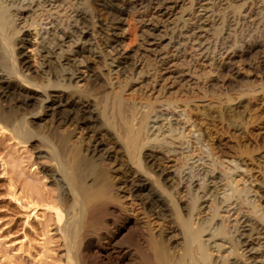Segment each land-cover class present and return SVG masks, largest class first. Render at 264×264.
Instances as JSON below:
<instances>
[{"label": "bare ground", "instance_id": "bare-ground-1", "mask_svg": "<svg viewBox=\"0 0 264 264\" xmlns=\"http://www.w3.org/2000/svg\"><path fill=\"white\" fill-rule=\"evenodd\" d=\"M115 1L102 6L110 9ZM223 1L226 7L216 12L214 5ZM177 2L142 0L137 23L147 47L136 53L129 71L119 69L116 83H107L98 72L103 54L84 30L89 25L86 0H0V130L20 144L43 149L40 154L51 164L41 170L57 191L52 207L57 223L64 218L57 232L65 264H264L262 190L253 189L243 162L223 160L213 150L206 140L210 134L190 122L188 113L190 104L197 109L200 103L204 119L246 130L242 104L226 105L263 94L264 85L259 83L257 91L255 84L234 81L226 86L230 94L198 87L175 99L185 72L201 78L192 70V58L213 61L264 49V0H187L170 19ZM28 29L39 40L36 73L20 57L27 42L21 35ZM109 60L110 67L118 62ZM163 71L172 75L168 86L158 85L159 78H169H162ZM126 92L132 98H125ZM236 151L238 157L253 159L239 144ZM170 158L177 159L167 167ZM261 164L264 168V160ZM261 174L264 183L262 167ZM121 182L140 202L146 220L113 246L125 251L114 262L103 263L96 255L89 259L83 240L87 250L102 246V240H107L102 247H110L125 220L120 212L116 223L107 220L110 204L123 207ZM150 217L173 225L177 248L152 233Z\"/></svg>", "mask_w": 264, "mask_h": 264}, {"label": "rangeland", "instance_id": "rangeland-1", "mask_svg": "<svg viewBox=\"0 0 264 264\" xmlns=\"http://www.w3.org/2000/svg\"><path fill=\"white\" fill-rule=\"evenodd\" d=\"M177 1L176 5H173L175 8L170 19L181 13L187 5V0H182V3L181 0ZM86 2L88 4H86L88 6L87 18H89L86 24L89 23V25L84 30L88 34H93L92 38L88 37V39L103 54L104 58L98 72H100L103 79L108 78L106 79L107 83L109 80L116 83V79L113 77L119 69L129 71L128 68L134 61L136 53L142 52L147 47L142 43L139 36L142 28L137 23L139 16L136 9L138 5L140 6L142 0H118L115 1V6L110 9L103 8L105 0H86ZM224 2L220 6L214 5L213 9L220 13L226 7ZM203 4L205 5L207 2H203ZM248 5L250 4L248 3ZM187 13L190 14V12ZM24 34L21 36L27 42L21 48L20 57L26 61L31 72L36 73L38 62L36 50L39 40L32 29H28ZM112 38L115 42L108 43ZM110 57L118 59V62L112 63L111 67L107 66ZM95 62L96 59H93L89 61V64L95 65ZM190 64H192V70L195 74H201V78L197 79L195 75H193L194 77H187L190 73L185 72L183 81H180L182 78L178 79L180 82L177 83L179 94H176L175 99H183L182 95H186L184 93H195L198 87L210 91L214 90L217 94H230L233 90L226 86L234 84V81L255 84L254 87L257 91H259L261 83V85H264V49L258 47L250 48L249 52H245V50L244 52L238 51L236 55L223 54L221 57L215 56L213 61L201 57L192 58ZM171 69L174 70L173 67ZM84 75H87V73H84ZM161 76L164 79L169 78L166 80L159 78L157 80L158 85H170L172 75L168 74L167 71H163ZM130 95L129 92H126L124 97L129 98ZM163 95H165L164 97H170L166 92ZM154 96L155 94H152L151 97ZM251 97L243 96L231 102L230 105H226L229 106L226 107L228 109L233 108L236 104L237 106L242 104L243 108L240 110L245 109L244 116L247 122V131L245 129L236 130L232 126L223 128L224 126L221 127V123L217 122L218 119L214 121L204 119L200 114V103L197 104L199 105L197 109L193 107V104H190L188 109L190 112L188 113L191 118L190 122L194 121L204 134L207 132L210 134L211 139L207 135L206 140L223 160L230 157L237 160V162L246 164L241 165L248 170L246 176L252 182L253 189L259 192L262 190L264 195V183H262L261 176V167L262 171L264 170L261 164V161L264 160V93L261 94L259 91L255 94V98ZM135 98L139 101V97L136 96ZM151 101H153V98H151ZM207 101L208 99L203 104H207ZM179 106L177 112L182 109V105L179 104ZM216 110L218 111L217 108ZM47 121L50 124V120L47 119ZM185 128L186 132L190 130L188 125ZM215 129L218 131L217 134L214 132ZM50 131H53V129H49L48 132ZM83 134L86 137L91 136L90 132L84 131ZM238 144L251 153L250 155L253 157V159H250L251 161L248 157L241 158L237 156L236 147ZM34 149L31 145L18 143L7 131L0 130V264H65L64 247L57 232V226L63 224L64 218L60 223H57L55 210L52 208L57 204V191L52 181L41 170V167H51V164L43 153L40 154L43 149ZM158 157L162 156L158 155ZM176 159L170 158L166 166L170 167L175 164ZM159 167L162 166L159 165ZM237 179L239 177H236ZM126 184L124 182L119 184L124 192L120 195L124 194L121 200L123 207H126V209L122 206L110 204V214L107 216L109 223H116V214L120 212L125 216V220L122 221L120 230L116 231L109 240L110 247H102L107 243V240H102V246L98 245L93 250H87L83 247L86 245L87 238L83 240L82 251L89 259H93L96 255L103 263H108V258L114 262L116 255L118 253L123 255L125 251H119L117 248L113 249V246L119 244L126 233L131 230L136 232L141 222L146 220L143 217L140 202L132 200L126 193L124 187ZM258 196L259 201L263 202L264 199L260 200V193ZM148 219L154 235L165 236V238H169L168 242L174 248L178 247L179 238L175 235L173 225L152 217ZM162 224L168 225L162 226Z\"/></svg>", "mask_w": 264, "mask_h": 264}]
</instances>
